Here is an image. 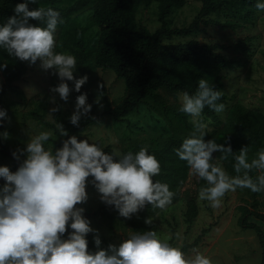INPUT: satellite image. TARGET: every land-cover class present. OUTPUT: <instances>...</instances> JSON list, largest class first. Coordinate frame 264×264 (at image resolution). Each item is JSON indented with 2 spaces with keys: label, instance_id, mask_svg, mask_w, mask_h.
Listing matches in <instances>:
<instances>
[{
  "label": "clouds",
  "instance_id": "clouds-1",
  "mask_svg": "<svg viewBox=\"0 0 264 264\" xmlns=\"http://www.w3.org/2000/svg\"><path fill=\"white\" fill-rule=\"evenodd\" d=\"M36 2L25 0L17 4L15 15L0 25V48L20 61L32 65L40 61L45 71L52 69L61 82L51 92L68 101L72 89L67 81H73L75 91L80 92L89 78L85 75L77 79L74 76L76 58L55 51V33L63 23L60 13L51 7L30 10L29 4ZM254 8L264 12V0H257ZM33 20L44 26L31 23ZM0 67L7 68V64ZM103 87L99 85L100 89ZM222 94L202 78L194 94L185 91L178 96L179 110L191 118L193 127L175 152L186 162L189 176L206 182L199 189L198 202L206 201L213 210L222 207L226 194L237 189L264 193V149L249 160L248 145L233 151L229 138L225 143L205 140L208 125L202 113L205 107L222 113L225 105L218 103ZM52 100L54 103V97ZM96 102L99 103V98ZM91 109L87 94L77 96L70 122L79 127L81 117L87 116ZM58 110L59 107L50 109L49 115ZM6 116V111L0 110V118ZM57 128L60 136H68L62 124ZM51 135L48 131L31 135L25 149L13 152L17 160L27 154L15 172L0 166V178L6 181L0 188V264H213L210 257L195 248L192 256L186 255L180 247L161 239L156 230L132 232L118 246L110 244L107 249H101L98 230L85 218V209L77 207L88 200L89 177L93 178L92 184L101 194V201L114 205L119 215L128 219L148 205L166 210L176 193L167 183L154 180L161 174V165L147 147L135 153L121 154L116 149L107 153L98 144L73 135L53 152L45 148ZM217 152L220 156L214 158ZM230 157L234 160L235 176L215 162ZM253 171L258 173L255 178L251 175ZM145 222L152 224L153 221L148 218ZM69 225L72 231L65 239ZM93 232L97 233L95 252L89 251L86 239ZM176 238L183 239L180 233Z\"/></svg>",
  "mask_w": 264,
  "mask_h": 264
},
{
  "label": "trees",
  "instance_id": "trees-1",
  "mask_svg": "<svg viewBox=\"0 0 264 264\" xmlns=\"http://www.w3.org/2000/svg\"><path fill=\"white\" fill-rule=\"evenodd\" d=\"M237 1L240 3V8L249 7L257 2V0H202V6L197 15L191 23L185 26H173L170 16L176 9L185 6L188 0H37L35 4L30 3V10L38 7H51L60 13L63 23L58 25L57 33H68V27L73 25L71 21L80 18V15L87 11L91 12L92 19V23L86 27H73L75 43L74 46H69L77 61L74 76L79 79L87 75L89 79L80 92L75 91L73 81H67L72 89L70 98L76 101L77 96L87 94V103L92 105L91 112L81 117L79 127L70 122L73 113L61 102L56 105L59 110L54 112L53 122L46 119L45 115L34 112L33 115L45 127L54 130L55 137H51L47 142L52 141L57 149L61 148L65 139L73 135L80 137L92 125L102 124L108 120L109 124L118 127L129 114L140 112L143 107L149 106L151 127L160 129L148 147L149 154H154L161 165V174L154 177V180L167 183L170 190L176 193L173 203L183 197L187 198L188 221L192 225L199 214L197 195L192 191L199 186L200 188L206 186V182L196 176H189L186 162L176 155L175 150L181 145L183 139L188 137L193 127L190 123L191 118L179 110L180 103L177 100L182 92L194 94L198 87V80L204 78L215 90L222 91L223 94L218 103L226 106L229 96L223 91L224 81L220 71L227 68L232 60L219 49L221 47L219 44L196 39L188 41H173V39L200 34L205 30L203 26H209L212 23L225 28L230 25L238 26L237 23L229 20L220 23L219 20L210 18L212 14L225 11L228 5H233ZM23 2L25 0H0V25L15 15L16 5ZM146 2H154L158 6L161 25L154 30L142 23L138 17L140 9ZM30 22L44 26L42 22L34 20ZM56 52L62 53L58 50ZM0 62L2 65L7 64V68H3L5 81L0 85V110L6 111V97L10 93L22 94L17 83L28 72L29 62L9 56L2 48H0ZM98 69H112L118 78L126 81L125 97L119 105L115 107L112 105L109 89L103 80L98 83L97 89L94 88L98 82L95 77ZM51 74L53 77L51 85L56 87L61 81L58 74H53L52 69ZM100 84L104 85L103 89L99 88ZM100 96L102 97L101 102ZM98 98L99 103L96 102ZM153 103L161 106L168 121L164 120L160 113V115L155 113L156 107L152 105ZM202 117L203 121L208 124L205 140L215 139L217 143H225L226 138H229L228 142L233 151H239L243 146L248 145V156L250 153L264 149L263 112L250 108L242 102H236L228 109L224 121L220 119V114L208 107H205ZM59 123L67 131V137L60 136L57 128ZM209 124L215 125L216 128L210 129ZM132 125L133 123L129 122L127 127L132 128ZM136 127L141 126L136 124ZM7 131L8 118L6 116L0 122V153L14 159V168L11 170L14 171L19 168L23 157L21 155L17 160L13 156L16 149L2 141L1 135ZM46 143L45 148L49 150ZM103 149L111 153L114 148L112 145H107ZM129 151L138 152L139 147L129 146L123 154ZM213 155L214 158H218L220 153ZM215 162H223L231 174L236 175L233 169V158ZM251 175L255 178L258 173L253 171ZM5 182L4 178H0V187ZM193 183L194 189L192 188ZM249 192L252 201L239 206L241 211L239 225L244 229H252L258 234L262 246L261 264H264V228L251 220L254 217L264 222L260 200L262 193H253L251 190ZM146 207L147 213L140 217L132 215L129 219L135 232L150 231L154 225L153 217L159 209H153L151 205ZM114 209V205L103 203L96 209L86 210L84 216L90 222L92 218L111 219L114 217ZM148 218L152 219V224L145 222ZM71 231L69 225L63 238L66 239ZM206 232L200 234L192 243L185 242L181 249L188 253L191 248L198 247ZM96 234L95 232L89 233L86 237L91 252L97 251L94 243ZM100 248L106 249L102 244Z\"/></svg>",
  "mask_w": 264,
  "mask_h": 264
},
{
  "label": "rangeland",
  "instance_id": "rangeland-1",
  "mask_svg": "<svg viewBox=\"0 0 264 264\" xmlns=\"http://www.w3.org/2000/svg\"><path fill=\"white\" fill-rule=\"evenodd\" d=\"M239 1L233 5H228L223 12L214 13L210 16L217 19L220 23L232 21L238 26H227L226 28L219 24H210L200 34L191 37H175L173 41H188L196 39L208 43H216L223 53L228 55L232 62L222 69L220 73L223 76V91L228 94L229 102L225 110L220 113V119L225 120L228 109L236 102H242L246 106L257 109L264 113V12H258L253 5L249 7H239ZM202 6V0H188L187 4L176 9L170 16L173 26H185L191 23ZM139 20L150 27L152 30L161 25L158 15V6L156 3H144L138 14ZM72 27H68V33L56 32L55 51L71 54L69 46H74L75 30L73 27L88 26L92 23L91 12L80 15V18L71 21ZM171 41V40H166ZM0 65L2 63L0 62ZM96 80L98 81L94 88H98V83L104 81L109 89L110 100L115 107L119 105L125 97L126 81L118 78L114 70L98 69L96 71ZM53 80L51 69L45 71L41 67V62L37 61L35 65L29 63V70L24 77L18 81V87L22 94L10 93L6 97V113L8 118L7 136L1 135L4 143L17 150L25 149L31 135H38L40 132H51V137H55L54 130L45 127L33 113L38 112L45 115V118L54 121V113L49 115V111L55 108L58 102L72 111H75L76 101L70 98L64 101L58 93L51 92V82ZM5 81L3 68L0 67V85ZM55 102L53 103L52 98ZM100 102L102 97L100 96ZM174 101V97H172ZM179 102V99L177 100ZM155 106V113L163 115L167 120L160 105ZM163 112V113H162ZM159 114V115H160ZM151 113L149 106L143 107L140 112H133L126 117V120L118 127L104 122L102 124L92 125L83 134L78 137L79 140L87 139L89 143L98 144L101 148L112 145L114 149L121 154L132 145L139 147H149L153 137L158 135L160 129L151 127ZM132 122V128L127 124ZM138 124L139 127H136ZM208 125V124H207ZM210 129L216 126L209 124ZM191 132V131H189ZM46 143V142H45ZM49 150L55 152L57 149L51 142L46 143ZM257 152L250 153L249 160L256 156ZM26 152L22 154L23 160L26 159ZM15 161L13 158L0 153V166H7L12 170ZM225 171L233 176L225 164L219 163ZM17 169H14L15 172ZM92 177L88 178L86 191L88 200L80 204L86 210L96 209L104 202L100 199V193L92 184ZM6 183V182H5ZM5 185V184H4ZM2 185V187L4 186ZM0 187V188H2ZM195 185L192 184L194 189ZM200 186L192 192L197 195ZM262 201L261 210L264 212V193L260 197ZM252 201L249 189H237L236 192H229L223 198L222 207L213 210L206 201L198 202L199 214L197 219L189 224L188 221V200L186 197L172 203L166 210H158L153 217L154 225L150 229L156 230L161 239L168 240L173 246L182 248L185 242L192 243L195 239L207 231L195 249L210 257L213 264H261L262 246L258 234L252 229H244L239 225L241 211L240 205L248 204ZM147 213V207L133 214L140 217ZM113 218H92L90 226L98 230L101 244L108 248L110 244L119 245L128 236L135 232L128 218L121 217L118 210H113ZM252 221L257 222L264 228V222L252 217ZM96 233V232H95ZM180 233L182 240L176 238ZM172 239V240H171ZM171 240V241H170ZM191 248L188 256H192Z\"/></svg>",
  "mask_w": 264,
  "mask_h": 264
},
{
  "label": "water",
  "instance_id": "water-1",
  "mask_svg": "<svg viewBox=\"0 0 264 264\" xmlns=\"http://www.w3.org/2000/svg\"><path fill=\"white\" fill-rule=\"evenodd\" d=\"M1 119H2V118H0V122H1Z\"/></svg>",
  "mask_w": 264,
  "mask_h": 264
}]
</instances>
